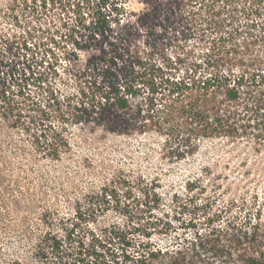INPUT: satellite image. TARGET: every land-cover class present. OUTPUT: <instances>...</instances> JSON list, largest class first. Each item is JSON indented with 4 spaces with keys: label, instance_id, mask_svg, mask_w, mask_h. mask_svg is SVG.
Segmentation results:
<instances>
[{
    "label": "trees",
    "instance_id": "trees-1",
    "mask_svg": "<svg viewBox=\"0 0 264 264\" xmlns=\"http://www.w3.org/2000/svg\"><path fill=\"white\" fill-rule=\"evenodd\" d=\"M0 19V221L33 214L29 171L70 157L73 132L155 134L179 161L247 143L256 159L164 216L155 189L116 175L89 210L122 204L127 223L85 231L80 206L8 264H264V0H3Z\"/></svg>",
    "mask_w": 264,
    "mask_h": 264
},
{
    "label": "rangeland",
    "instance_id": "rangeland-1",
    "mask_svg": "<svg viewBox=\"0 0 264 264\" xmlns=\"http://www.w3.org/2000/svg\"><path fill=\"white\" fill-rule=\"evenodd\" d=\"M133 7L137 9L138 5ZM0 26L7 24L0 19ZM71 141L73 152L70 157L54 163L40 159L44 170L42 174L28 170L35 187L29 188L24 184V188L35 194L36 209L33 214L15 213L10 209V216L6 212L5 220L0 221V258H4L5 264L21 253H28L31 257V250L25 247L26 234L35 239L53 230L63 237L64 229L76 223V210L80 206L87 209V224H81L85 231L127 223L122 204L109 202L99 211L94 208L89 210V195L98 192L116 175L124 174L134 182L142 180L150 189H155L162 199L156 215L164 216L171 214L179 202L187 204L191 197L198 196L203 186L207 187V193L200 201L208 197L211 180L226 184L225 177L231 180L234 176L242 177L256 163L252 146L247 143L233 145L222 140L202 141L195 154L181 161L163 155L165 139L155 134L100 137L96 133H88L81 138L79 132H73ZM197 181L202 183L201 186L191 191ZM254 184L251 189H257ZM224 192L221 190V193ZM135 195L138 197L136 191ZM225 195L228 196L226 192ZM2 196L0 192V204ZM135 204L132 205L133 211L137 209ZM42 213L48 215L49 227L44 224L45 221L41 222ZM164 239L158 238L157 243ZM15 247L17 252L12 250Z\"/></svg>",
    "mask_w": 264,
    "mask_h": 264
}]
</instances>
